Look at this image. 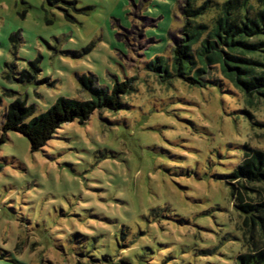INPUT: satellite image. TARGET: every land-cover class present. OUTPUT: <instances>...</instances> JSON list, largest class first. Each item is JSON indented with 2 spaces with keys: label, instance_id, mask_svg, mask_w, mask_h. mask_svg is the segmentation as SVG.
<instances>
[{
  "label": "rangeland",
  "instance_id": "374dc122",
  "mask_svg": "<svg viewBox=\"0 0 264 264\" xmlns=\"http://www.w3.org/2000/svg\"><path fill=\"white\" fill-rule=\"evenodd\" d=\"M210 23L226 0H189ZM186 0H0V135L15 100L44 112L111 88L116 110L62 123L38 150L0 143V264H235L243 252L226 184L243 145L264 149V103L172 77ZM158 66L161 71L153 68ZM169 74H165L164 70ZM233 182V181H232Z\"/></svg>",
  "mask_w": 264,
  "mask_h": 264
},
{
  "label": "trees",
  "instance_id": "16d2710c",
  "mask_svg": "<svg viewBox=\"0 0 264 264\" xmlns=\"http://www.w3.org/2000/svg\"><path fill=\"white\" fill-rule=\"evenodd\" d=\"M186 2L183 10L191 19L172 36V77L191 86H222L220 79L211 75L218 68L241 95L243 113L252 125L251 110L264 103V0H226L217 7V15L210 23L195 20L202 11L191 6V1ZM153 70L161 71L158 66ZM164 73L169 74L166 69ZM91 75L78 77L90 94L88 100L61 96L37 115L33 105L25 101L9 103L0 143L4 142L6 131H15L28 139L29 149L34 152L62 123H83L95 109L120 107V96L131 88L130 80H115L107 89L95 86ZM226 176L231 177L225 182L230 185V195H234V206L241 219L244 251L235 264H264V149L243 145L241 162Z\"/></svg>",
  "mask_w": 264,
  "mask_h": 264
}]
</instances>
